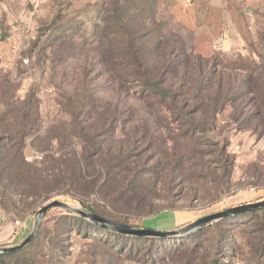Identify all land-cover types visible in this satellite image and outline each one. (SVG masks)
Wrapping results in <instances>:
<instances>
[{"label": "rangeland", "instance_id": "obj_1", "mask_svg": "<svg viewBox=\"0 0 264 264\" xmlns=\"http://www.w3.org/2000/svg\"><path fill=\"white\" fill-rule=\"evenodd\" d=\"M116 8L145 21L166 48L227 67H236L239 56L259 83L216 116L190 117L194 129L189 117L163 112L156 99L129 97L132 84H118L100 61L106 51L99 42L114 33ZM169 80L176 90L179 80ZM260 82L264 0H0V148L6 156L0 164L37 165L50 191L47 197L14 187L0 192V247L23 242L38 211L54 200L166 232L263 202L264 100H250L264 92ZM186 83L184 90L194 93L202 81L190 74ZM193 96L176 103L191 108ZM8 128L11 144L1 141ZM258 210L190 233L134 241L53 208L33 240L0 264H264V212Z\"/></svg>", "mask_w": 264, "mask_h": 264}, {"label": "trees", "instance_id": "obj_2", "mask_svg": "<svg viewBox=\"0 0 264 264\" xmlns=\"http://www.w3.org/2000/svg\"><path fill=\"white\" fill-rule=\"evenodd\" d=\"M113 14L112 25L115 31L111 36L100 40V45H103L106 51L101 56L100 61L104 63L107 71L118 84L125 83L128 86L132 84V87L126 88V94L129 97L137 96L139 100L156 99L164 107L162 111L169 115L176 112V116L185 118H193L196 115L205 113L216 116L225 110L227 105L232 104L234 106L237 104L245 93H253V87L259 83L254 81L255 78L249 67L240 64L243 59H239V56L236 57L237 65L232 64L236 67H227V65L221 63V60V62L215 60L212 63L200 60L199 56L188 54L182 48L177 49L175 45L166 48L162 39L152 37L151 27L145 21L125 18L126 14L121 13L117 8ZM143 14L142 11V17H144ZM190 74H194L202 81L194 93L192 89L190 92L184 90L189 88L186 79ZM170 77L179 80L180 85L176 90H172L169 86ZM213 85H215V93L212 96L210 90H212ZM262 85L264 86V83ZM131 91L133 95L130 94ZM191 94L194 95L195 101L191 108L188 107V103H176L178 98L190 96ZM252 97L250 98L251 101L255 100L261 103L264 100V92L260 90L257 92L256 97ZM26 102L28 103V99ZM191 118L189 121L192 129H194L198 126L192 122ZM8 131L9 128L6 132ZM4 136L5 138L1 141H9L10 144L15 138L11 136L10 132L4 134ZM24 138L23 135L19 137V139ZM13 146L14 144L10 147ZM1 147L0 163H3L6 156H3L2 150L5 146ZM15 155L19 156L17 150ZM227 163L228 160L226 159L223 164L224 169H226ZM41 173L42 169L37 168V165L26 163L23 159L21 160V166L15 168L12 165L2 167V164H0V192L4 194L10 190V187H14L16 191L22 194L33 197H47L50 191L45 189L44 177ZM83 207L90 209L86 205H83ZM258 212H264V207L259 209ZM240 215L245 217L243 213ZM105 230L108 229L102 228L101 231ZM112 234L117 235L114 232ZM121 236L134 241H150L153 239L151 237ZM18 253L20 251L0 255V259L12 257Z\"/></svg>", "mask_w": 264, "mask_h": 264}, {"label": "water", "instance_id": "obj_3", "mask_svg": "<svg viewBox=\"0 0 264 264\" xmlns=\"http://www.w3.org/2000/svg\"><path fill=\"white\" fill-rule=\"evenodd\" d=\"M264 207V201L258 202V203H251L246 205H241L233 208L225 209L221 212L211 214L208 216H205L203 218H200L199 220L179 229L178 231H172V232H166V231H157V230H151V229H142V228H135L132 226H128L125 224H120L108 219H105L103 217H100L96 214L85 212L83 210L70 207L69 205L62 203L60 201L54 200L46 205H44L37 213V220L34 224V227L31 231V233L28 235V237L21 242L20 244H17L12 247H0V255L13 253L16 251H19L23 248H25L34 238L36 231L46 215V213L53 208H59L62 210H65L71 214L77 215L80 218L87 220L93 224L99 225L102 228H106L114 233L120 234V235H127V236H133V237H151V238H167L183 233H190L197 229H200L201 227L205 225H209L213 222L219 221L221 219H224L226 217L246 213L250 211H255L258 209H261Z\"/></svg>", "mask_w": 264, "mask_h": 264}]
</instances>
